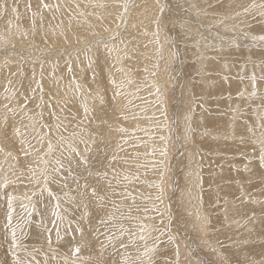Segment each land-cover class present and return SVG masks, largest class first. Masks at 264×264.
<instances>
[{
    "label": "rangeland",
    "instance_id": "obj_1",
    "mask_svg": "<svg viewBox=\"0 0 264 264\" xmlns=\"http://www.w3.org/2000/svg\"><path fill=\"white\" fill-rule=\"evenodd\" d=\"M154 1L0 0V264H264V0Z\"/></svg>",
    "mask_w": 264,
    "mask_h": 264
},
{
    "label": "snow or ice",
    "instance_id": "obj_2",
    "mask_svg": "<svg viewBox=\"0 0 264 264\" xmlns=\"http://www.w3.org/2000/svg\"><path fill=\"white\" fill-rule=\"evenodd\" d=\"M13 11H15V9H13ZM161 12H163V9H161ZM158 34V33H157ZM253 42H257V40L259 41V44L261 46H264V36H260L259 38H256V37H253ZM231 43V41H230ZM255 81V77H253V82ZM253 86H254V83H253ZM157 91H159V89H157ZM253 95H255V93L253 92ZM85 112H87V108L85 107ZM121 131H124L123 129H121ZM17 134H19V130H17ZM187 134L185 135V139H187ZM164 137H161V140H163ZM68 149L72 152H76V149L72 147L71 144L68 145ZM52 151V145L51 143L48 144V152L51 153ZM79 153H77L78 155ZM162 155H166L167 154V149L164 150V152L161 153ZM262 161H264V156L261 157ZM84 163H86V161H83ZM45 164H47V161H44ZM57 165H59L60 167H63V164L61 163V161L57 160ZM58 169H53V172H56ZM41 175L43 176V188H42V191H47L48 192V195L50 197H52L53 199H55V197L53 196L51 190L47 187L48 185V182L50 179L54 180L55 177L54 176H49L47 174V169H42L41 170ZM35 178V177H34ZM36 179V182L37 183H40V180L39 178H35ZM124 179H128L127 176L124 177ZM7 185H3V187H6ZM13 200H14V197L9 195L7 197V225H8V228L9 230L11 231V237H12V245L13 247L17 246V237H16V229L15 227H13V214L15 212V209L13 207ZM56 208L58 209L59 208V205L57 204L56 205ZM26 211L28 213V217L30 218L31 215H32V212L35 211L34 207L31 208V209H27L26 208ZM53 216L56 217V219H59L60 216H59V212L58 211H54L53 212ZM53 226L55 227V222H53ZM142 230H143V226H142ZM57 236L59 237V232L57 231ZM140 239H144V236L141 235L140 236ZM148 251H151L150 249L149 250H146L143 255H147L148 254ZM79 252V249L76 248L73 250V254L75 253H78ZM16 264H19V261L16 262Z\"/></svg>",
    "mask_w": 264,
    "mask_h": 264
},
{
    "label": "bare ground",
    "instance_id": "obj_3",
    "mask_svg": "<svg viewBox=\"0 0 264 264\" xmlns=\"http://www.w3.org/2000/svg\"><path fill=\"white\" fill-rule=\"evenodd\" d=\"M141 0H138V2H137V5H139V2H140ZM152 2L150 3V10H149V12H151L152 10H156V8H155V6L156 5H154V2H156V1H154V0H151ZM149 2H150V0H149ZM241 2V1H240ZM157 3V2H156ZM155 3V4H156ZM227 5V4H226ZM236 5V4H235ZM250 5V4H249ZM147 7V6H146ZM200 7V6H199ZM78 8V7H77ZM148 8V7H147ZM224 9V8H223ZM238 9V8H237ZM137 11V10H136ZM224 11H225V9H224ZM227 12V11H226ZM145 14H147V13H145ZM235 14V13H234ZM138 15L136 14V15H134L133 16V19H135L136 17H137ZM149 17V16H148ZM156 17V16H155ZM152 19V18H151ZM148 20V19H147ZM154 26V25H153ZM178 26H180V25H178ZM190 27V26H189ZM190 29V28H189ZM210 29V28H209ZM219 29V28H218ZM234 30V29H233ZM261 30V29H260ZM175 31V30H174ZM239 32V31H238ZM175 34V33H174ZM207 34V33H206ZM229 34V33H228ZM251 36V35H250ZM253 37V36H252ZM258 38V37H257ZM219 40V39H218ZM246 41V40H245ZM67 42V41H66ZM109 42V41H108ZM203 42V41H202ZM192 43V42H191ZM226 43V42H225ZM80 44V43H79ZM231 45V44H230ZM90 47V46H89ZM249 47V46H248ZM226 49V48H225ZM224 49V50H225ZM229 49V48H228ZM260 49V48H259ZM261 52V51H260ZM25 53V52H24ZM194 56V55H193ZM244 59V58H243ZM25 62V61H24ZM35 62V61H34ZM184 62V61H183ZM227 62V61H226ZM250 62V61H249ZM36 63V62H35ZM229 63V62H228ZM261 63V62H260ZM1 64V63H0ZM23 64V63H22ZM38 64V63H37ZM8 65V64H7ZM36 65V64H35ZM39 65V64H38ZM74 65V64H73ZM249 65V64H248ZM9 66V65H8ZM32 66V65H31ZM185 66V65H184ZM34 67V66H33ZM39 67V66H38ZM45 67V66H44ZM67 67V66H66ZM73 67V66H72ZM181 68V67H180ZM188 69H190L189 67H188ZM36 70V69H35ZM4 71V70H3ZM17 71V70H16ZM19 73V72H18ZM178 73V72H177ZM186 73V72H185ZM34 74V73H33ZM42 74V73H41ZM211 74V73H210ZM43 75V74H42ZM19 78V77H18ZM73 78V77H72ZM242 78V77H241ZM35 79V78H34ZM43 79V78H42ZM181 79V78H180ZM226 79V78H225ZM257 79V78H256ZM67 81V80H66ZM204 81V80H203ZM45 82V81H44ZM43 82V83H44ZM180 82H181V80H180ZM193 83V82H192ZM259 83V82H258ZM63 85V84H62ZM193 85V84H192ZM252 85V84H251ZM38 86V85H37ZM184 86V85H183ZM264 86V85H263ZM39 87V86H38ZM37 87V88H38ZM214 87H215V85H214ZM261 87V86H260ZM191 88V87H190ZM178 90V89H177ZM206 90V89H205ZM261 90V89H260ZM192 91V90H191ZM154 92V91H153ZM183 92V91H182ZM258 92V91H257ZM183 94V93H182ZM214 97V96H213ZM45 99V98H44ZM55 99V98H54ZM175 99V98H174ZM210 99V98H209ZM215 99V98H214ZM57 100V99H56ZM181 100V99H180ZM50 101V100H49ZM172 101V100H171ZM211 101V100H210ZM173 102V101H172ZM176 103V102H175ZM170 104H171V102H170ZM50 105V104H49ZM169 105V104H168ZM4 109V108H3ZM224 115V114H223ZM190 116V115H189ZM188 116V117H189ZM205 127V126H204ZM232 127H234V126H232ZM235 127H236V125H235ZM196 129V128H195ZM190 130V129H189ZM190 135V134H189ZM192 135V134H191ZM16 136V135H15ZM6 138H7V136H5ZM235 137V136H234ZM49 139V138H48ZM5 140V139H4ZM183 140V139H182ZM2 141H3V137H2ZM5 142V141H4ZM9 142V141H8ZM0 143H1V141H0ZM6 143H7V140H6ZM11 143V142H10ZM9 144V143H8ZM1 145V144H0ZM3 145V144H2ZM3 149L5 150L6 148H5V144H4V147H3ZM7 149H10V148H7ZM8 151V150H7ZM263 151V150H262ZM5 153H8V152H5ZM3 154V153H2ZM1 154V155H2ZM4 155V154H3ZM5 156V155H4ZM1 159H2V157H0ZM6 159H4V161H5ZM1 161H3V160H1ZM2 163V162H1ZM261 163V162H260ZM183 164V163H182ZM1 165V164H0ZM3 165H5V164H3ZM45 166V165H44ZM186 172H188V171H186ZM170 173V172H169ZM8 176V175H7ZM10 176V175H9ZM4 177H6L5 175H4ZM3 177V178H4ZM10 178V177H9ZM199 185V184H198ZM205 185V184H204ZM206 188V187H205ZM152 194V193H151ZM185 194V193H184ZM33 196V195H32ZM186 198H187V196H186ZM186 200V199H185ZM193 201V200H192ZM186 207V206H185ZM189 207V206H188ZM189 209V208H188ZM147 210V209H146ZM163 213V212H162ZM166 214V213H165ZM185 217V216H184ZM180 220V219H179ZM182 226V225H181ZM189 234V233H188ZM193 234V233H192ZM173 237V236H172ZM208 237V236H207ZM210 237V236H209ZM171 239V238H170ZM173 239V238H172ZM186 240H187V238H186ZM43 247V246H42ZM181 248V247H180ZM224 250V249H223ZM192 255V254H191ZM192 257V256H191ZM198 258V257H197ZM215 259V258H214ZM193 260V259H192ZM191 260V261H192Z\"/></svg>",
    "mask_w": 264,
    "mask_h": 264
}]
</instances>
